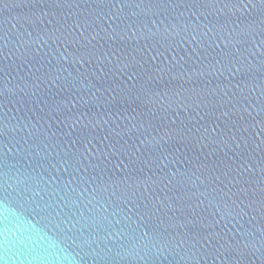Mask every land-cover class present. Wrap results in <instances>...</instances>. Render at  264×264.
<instances>
[{
    "label": "water",
    "instance_id": "obj_1",
    "mask_svg": "<svg viewBox=\"0 0 264 264\" xmlns=\"http://www.w3.org/2000/svg\"><path fill=\"white\" fill-rule=\"evenodd\" d=\"M0 264H264V0H0Z\"/></svg>",
    "mask_w": 264,
    "mask_h": 264
}]
</instances>
